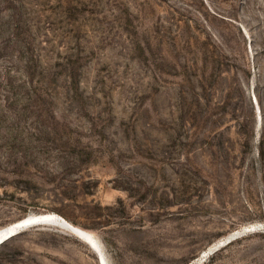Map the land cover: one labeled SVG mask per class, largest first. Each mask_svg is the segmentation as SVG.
I'll return each mask as SVG.
<instances>
[{
	"label": "rangeland",
	"instance_id": "1",
	"mask_svg": "<svg viewBox=\"0 0 264 264\" xmlns=\"http://www.w3.org/2000/svg\"><path fill=\"white\" fill-rule=\"evenodd\" d=\"M29 215L0 264H264V0H0V228Z\"/></svg>",
	"mask_w": 264,
	"mask_h": 264
},
{
	"label": "bare ground",
	"instance_id": "2",
	"mask_svg": "<svg viewBox=\"0 0 264 264\" xmlns=\"http://www.w3.org/2000/svg\"><path fill=\"white\" fill-rule=\"evenodd\" d=\"M37 219V218H41L40 216H37V215H29L28 217H25L23 219H20L16 222H13L11 224H8L6 226H3L0 228V240L3 239L0 243H2L3 241L7 240L10 236L6 237L10 232L12 231H16L14 233V235L16 233H18L21 229L25 228V226L27 225H31L32 223L30 224H27L26 222L27 221H30L32 219ZM47 219H50V220H54V219H51V218H48L46 217ZM40 222H44V221H40ZM34 223V222H33ZM37 223V222H35ZM236 233V232H235ZM234 233V234H235ZM6 237V238H4ZM82 238L86 241H88L91 245V247L93 248V250L98 254L99 258H101V260L104 262H102V264H108V261H107V258L105 256V251L100 249L101 245L99 244H96V243H92L90 242L87 238H85L84 236H82ZM228 239V238H227ZM226 238L222 239L220 242L216 243V244H213L211 247H209L207 250L203 251L201 253V255L193 260L191 263L189 264H204V262L208 259V257L214 253L216 250H218L220 247H222L225 243H227V240Z\"/></svg>",
	"mask_w": 264,
	"mask_h": 264
},
{
	"label": "water",
	"instance_id": "3",
	"mask_svg": "<svg viewBox=\"0 0 264 264\" xmlns=\"http://www.w3.org/2000/svg\"><path fill=\"white\" fill-rule=\"evenodd\" d=\"M46 220H50V219H47L46 217H41V218H35V219H32V220H30V221H27L26 223L27 224H30V223H35V222H40V221H46ZM16 231H12V232H10L6 237H8V236H10V235H12V234H14ZM236 234H234V236H235ZM6 237H4V238H6ZM233 236H230L229 237V239L230 238H232ZM229 239H227V240H229ZM3 239H1L0 240V242L2 241Z\"/></svg>",
	"mask_w": 264,
	"mask_h": 264
},
{
	"label": "trees",
	"instance_id": "4",
	"mask_svg": "<svg viewBox=\"0 0 264 264\" xmlns=\"http://www.w3.org/2000/svg\"><path fill=\"white\" fill-rule=\"evenodd\" d=\"M5 241H6V240H5ZM2 243H4V242H2ZM2 243H1V244H2ZM1 244H0V245H1Z\"/></svg>",
	"mask_w": 264,
	"mask_h": 264
}]
</instances>
